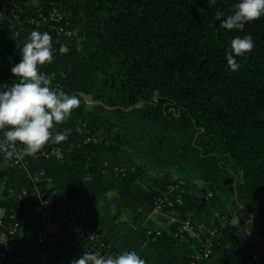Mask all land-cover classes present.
I'll list each match as a JSON object with an SVG mask.
<instances>
[{
  "label": "trees",
  "instance_id": "obj_1",
  "mask_svg": "<svg viewBox=\"0 0 264 264\" xmlns=\"http://www.w3.org/2000/svg\"><path fill=\"white\" fill-rule=\"evenodd\" d=\"M42 1L55 2L78 38H58L48 27L29 26L18 36L0 31L2 76L8 84L16 80L11 68L22 59L20 46L32 31L48 32L54 60L40 71L80 105L53 129L71 130L68 139L40 150L58 147L62 160L29 156L27 170L9 169L0 154V233L13 210L26 221L3 264H39L42 256L71 264L89 252L59 218V232L42 237L36 191L61 216L85 211L77 219H91L110 251L135 250L146 264H191L200 242L177 234L187 217L195 227L204 224L201 238L213 224L221 228L210 257L196 264H264V16L241 31L223 27L239 0ZM245 35L255 46L236 57L241 67L231 71L227 52ZM62 46L69 51L60 53ZM93 137L101 141H86ZM38 173L33 187L30 175ZM176 180L184 182L183 203L173 210L177 222L166 219L159 235L148 236L157 227L149 218L154 201ZM227 199L246 215L245 241L236 236Z\"/></svg>",
  "mask_w": 264,
  "mask_h": 264
},
{
  "label": "clouds",
  "instance_id": "obj_2",
  "mask_svg": "<svg viewBox=\"0 0 264 264\" xmlns=\"http://www.w3.org/2000/svg\"><path fill=\"white\" fill-rule=\"evenodd\" d=\"M215 0H209L214 3ZM234 14L223 21L228 30H243L245 24L264 16V0H239ZM255 46L251 35L236 37L227 52L229 70L237 71L241 65L236 57L250 54ZM65 54L67 46L59 49ZM53 38L48 32L32 31L27 41L20 46L22 59L14 64L11 72L16 77L11 84L0 83V154L12 160L16 145L22 144L26 155H36L50 141H66L71 130L53 135L56 124L66 121L80 100L75 95L54 89L52 80L40 71V67L54 60ZM18 81V82H17ZM71 264H146L135 251H123L116 255L85 252Z\"/></svg>",
  "mask_w": 264,
  "mask_h": 264
},
{
  "label": "built area",
  "instance_id": "obj_3",
  "mask_svg": "<svg viewBox=\"0 0 264 264\" xmlns=\"http://www.w3.org/2000/svg\"><path fill=\"white\" fill-rule=\"evenodd\" d=\"M29 26L36 27H48L50 28L58 38H78V31L68 21L67 17L62 13L54 1H42V0H0V31H11L15 36H18L20 32ZM5 68V62L0 57V83H7V80L3 78L2 72ZM98 142L101 138H87L88 141ZM15 156L12 160H8L4 157L3 167L24 168L27 170L29 165V156L35 158L38 157H55L57 160L63 159V152L58 147H53L49 151H41L36 155H26L24 147L16 146ZM116 171H123L121 168H117ZM42 173L30 175L31 185L34 187L37 182L40 181ZM184 182L176 180L174 183L167 185L165 192L157 197L154 201L153 214L163 215L168 219L167 224L177 222L174 217V209L181 206L183 203V188ZM38 195V204L36 206V212L39 215V222L42 226V237H47L48 228L51 224L55 223V219L59 218L67 224V226H73L77 231L79 239L88 247L89 252H99L104 255H116L119 254L115 251H110V244L107 243L103 235L99 230L93 226L91 219L86 221L78 220L79 215L76 212L68 216H61L57 209L53 208L52 201L49 197H46L43 193L36 191ZM27 190H23L18 195L19 198L26 196ZM212 193L208 194L211 197ZM169 212V213H168ZM219 216V214H216ZM3 215L0 216V225H3ZM220 217V216H219ZM9 225L6 232L0 233V264L7 258L8 253L18 244L16 235L22 229V225L25 224V219L21 218L18 210L11 211L9 215ZM222 223H226L225 217H221ZM205 231L203 226L195 227L192 220L187 217L179 220V227L177 234L181 237L184 235H191L197 238L200 242V248L191 255V264L207 259L212 253V247L214 241L221 236V228L218 225H214L208 228L205 238L200 237V232ZM159 235V228L150 229L147 231L148 236L153 234ZM155 234V235H156ZM60 264H64V261H59ZM32 264H35L32 262ZM39 264H45L40 262ZM236 264H243L242 260H238Z\"/></svg>",
  "mask_w": 264,
  "mask_h": 264
},
{
  "label": "crops",
  "instance_id": "obj_4",
  "mask_svg": "<svg viewBox=\"0 0 264 264\" xmlns=\"http://www.w3.org/2000/svg\"><path fill=\"white\" fill-rule=\"evenodd\" d=\"M0 185L2 186V188H0V199L2 198V194H3V183L0 181ZM232 202V201H231ZM231 206H229V208H232V203L230 204ZM76 211V213H78V214H87L85 211H83V210H80V209H76L75 210ZM3 213H4V210L3 209H1L0 208V216L1 215H3ZM156 217H157V215H156ZM159 217V216H158ZM239 217V216H238ZM240 218V217H239ZM151 220H153V221H156V222H154L155 223V225L158 227V228H160L161 227V222L160 221H157L158 219L157 218H154L153 219V215L151 216V218H150ZM160 220V219H159ZM161 220H166V218H164V216L161 218ZM240 220H241V218H240ZM54 224V223H53ZM56 224V223H55ZM241 224V223H240ZM57 225V224H56ZM58 226V225H57ZM59 232V227H57V228H51L50 229V227L48 228V233L49 234H56V233H58ZM244 233V231H241L240 229H239V234L240 235H243V237L245 238V234H243ZM42 262H44L45 264H60L59 263V261H56L53 257H49V258H46V257H44V256H42Z\"/></svg>",
  "mask_w": 264,
  "mask_h": 264
},
{
  "label": "rangeland",
  "instance_id": "obj_5",
  "mask_svg": "<svg viewBox=\"0 0 264 264\" xmlns=\"http://www.w3.org/2000/svg\"><path fill=\"white\" fill-rule=\"evenodd\" d=\"M0 188H2V186L0 185ZM111 197H112V194H108L107 196H105L104 197V199H103V201L104 202H108L110 199H111ZM226 203H227V205H229V206H231L230 204H231V199L229 200V199H227L226 200ZM231 209V208H230ZM232 210V209H231ZM234 214H235V212L234 211H232ZM156 215H157V217H156ZM127 216H128V213L127 212H125V213H122V214H117L116 215V219L117 220H120V219H125V218H127ZM159 216V217H158ZM163 217V215H159V214H153V219L154 218H157L158 220L157 221H160L161 222V227H163L164 225H165V220H161V218ZM165 218V217H164ZM160 219V220H159ZM154 222H156V221H154ZM231 223H232V225L233 226H235L236 228H239V226H240V223H241V220H240V218L235 214V216H234V218L232 219V221H231ZM202 225H204V224H201V226ZM50 229L51 228H57L58 226L54 223V224H51L50 226ZM240 229V228H239ZM243 234H245V239H249V233L247 234V233H245V231H244V233Z\"/></svg>",
  "mask_w": 264,
  "mask_h": 264
},
{
  "label": "water",
  "instance_id": "obj_6",
  "mask_svg": "<svg viewBox=\"0 0 264 264\" xmlns=\"http://www.w3.org/2000/svg\"><path fill=\"white\" fill-rule=\"evenodd\" d=\"M231 203H232V208H231L232 211H234L237 216H239L240 218H242L241 224L239 226V228H241L242 225H243V223H244V221L246 220V215L239 208H237V206L235 205L234 201H232ZM239 228H237V234H236V236L241 237L242 241H245L246 239L243 237V235H240L239 234Z\"/></svg>",
  "mask_w": 264,
  "mask_h": 264
}]
</instances>
